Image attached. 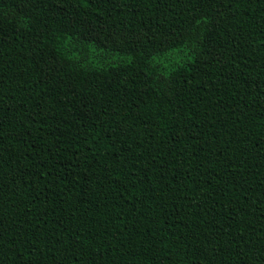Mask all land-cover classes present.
<instances>
[{
	"label": "trees",
	"instance_id": "trees-1",
	"mask_svg": "<svg viewBox=\"0 0 264 264\" xmlns=\"http://www.w3.org/2000/svg\"><path fill=\"white\" fill-rule=\"evenodd\" d=\"M0 264H264V0H0Z\"/></svg>",
	"mask_w": 264,
	"mask_h": 264
}]
</instances>
